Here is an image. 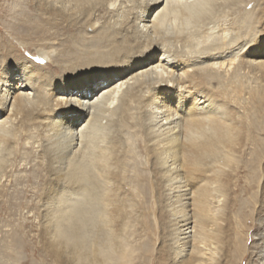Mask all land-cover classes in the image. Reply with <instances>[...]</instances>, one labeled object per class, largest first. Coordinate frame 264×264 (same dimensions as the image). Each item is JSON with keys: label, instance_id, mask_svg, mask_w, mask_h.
Here are the masks:
<instances>
[{"label": "bare ground", "instance_id": "1", "mask_svg": "<svg viewBox=\"0 0 264 264\" xmlns=\"http://www.w3.org/2000/svg\"><path fill=\"white\" fill-rule=\"evenodd\" d=\"M90 1L94 0H40V4L45 13L53 17L64 13L77 23V11ZM243 2L163 0L162 6L149 17L148 9L160 0H134V17L127 27L113 32L117 40L110 47L115 52L107 58L100 56V60L82 63L80 53L68 48L75 65L57 67L71 71L67 82L38 68L29 71L23 65L20 82L15 84L12 70L16 65L12 64L0 77V176L15 155L7 141L14 140V123L19 117H24L25 125L32 121L41 128V146L48 167L59 179L83 170L81 165L85 163L104 174L101 161L111 153L110 149L121 152L127 130L124 127L130 128L131 119H136L133 126L139 127L144 135L153 178L157 179L155 185L160 188L161 184L166 195L163 207L168 219L166 240L173 263L186 257L193 259V264H212L218 243L209 239V234L225 197L220 184L227 174L225 182L232 186L236 173L229 172L227 160L236 144L230 142L227 134L231 131L232 135L236 129L229 127L233 124L230 121L240 116L241 111L228 94L230 87L239 88V67V72L227 75L230 67L224 59L238 56L245 46L226 41L224 22L215 19H221L227 8L237 9ZM211 31L222 35L209 42L203 34ZM253 47L247 55H264L253 52ZM38 56L46 59V65L58 59H54L52 47L39 49ZM234 60L237 59L231 61ZM248 63L262 65L264 59ZM157 68L161 71H156ZM89 80L95 86L82 88L81 84ZM96 147L98 162H94L96 151H91ZM257 160L256 154L247 165L249 170L254 168L252 179L245 181L247 193L256 186ZM200 185L207 187L203 194L197 188ZM252 194L253 198L259 196L255 220L258 229L263 226L259 235L264 242V177L261 190ZM230 198L228 214L235 205L234 197ZM253 204L250 199L241 200L239 209ZM260 253L259 264H264V243Z\"/></svg>", "mask_w": 264, "mask_h": 264}, {"label": "rangeland", "instance_id": "2", "mask_svg": "<svg viewBox=\"0 0 264 264\" xmlns=\"http://www.w3.org/2000/svg\"><path fill=\"white\" fill-rule=\"evenodd\" d=\"M96 1L80 8L79 21L73 23L64 13L54 17L45 13L40 0H0V77L14 64L15 84L20 82L23 65L67 82L71 71L57 67L75 65L69 49L80 53L82 63L115 52L110 47L117 40L113 32L129 25L134 0ZM231 9L215 21L224 22L226 41L245 45L241 54L224 59L230 67L227 75H234L238 67L240 71L239 88L228 90L230 100L241 110L230 121L229 127H236L233 137L231 131L227 134L236 144L227 160L229 172L236 173L232 186L225 182L227 174L222 177L224 202L209 239L218 243L212 264H259L263 226H256L259 196L253 198L252 193L261 190L264 177V64L248 62L262 60L264 55L246 53L252 45L253 52L264 53V0H244L239 8ZM218 32H206L203 38L213 42L221 37ZM50 47L58 59L46 65L38 50ZM23 119L15 121L14 140L7 141L15 153L10 158L13 163L0 176V264H193L186 257L173 263L169 254L166 195L161 184L160 188L155 185L144 135L133 126L136 119H131L130 128L123 126L127 130L121 152L110 149L105 162L101 161L104 174L87 162L81 165L83 170L61 179L48 167L41 128L32 121L25 125ZM93 149L94 162H98V149ZM256 154V186L247 193L244 188L254 171L247 165ZM197 188L201 194L207 191L204 185ZM232 197L235 205L228 214ZM249 199L254 204L239 209L240 201Z\"/></svg>", "mask_w": 264, "mask_h": 264}, {"label": "snow or ice", "instance_id": "3", "mask_svg": "<svg viewBox=\"0 0 264 264\" xmlns=\"http://www.w3.org/2000/svg\"><path fill=\"white\" fill-rule=\"evenodd\" d=\"M162 4H163V0H160V3H159V4L155 5V7H153V8L148 9L149 17L151 16V14H152L153 12L156 11V9H158L159 7H161ZM157 55H159V52H157ZM40 63L43 64L44 61L41 60ZM151 63L155 64V61H152ZM156 71L159 72V71H161V69L157 68ZM113 83H115V82H113ZM94 86H95V82H94V81H91V80H89V81H84V82L81 84V87H82V88H93ZM105 87H109V85H105ZM96 94H98V91H97ZM90 98H91V97H89V99H90Z\"/></svg>", "mask_w": 264, "mask_h": 264}]
</instances>
